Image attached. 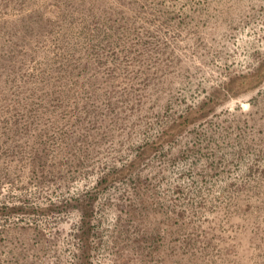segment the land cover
<instances>
[{
    "label": "rangeland",
    "instance_id": "1",
    "mask_svg": "<svg viewBox=\"0 0 264 264\" xmlns=\"http://www.w3.org/2000/svg\"><path fill=\"white\" fill-rule=\"evenodd\" d=\"M263 63L264 0H0V264H264V81L147 148Z\"/></svg>",
    "mask_w": 264,
    "mask_h": 264
},
{
    "label": "trees",
    "instance_id": "2",
    "mask_svg": "<svg viewBox=\"0 0 264 264\" xmlns=\"http://www.w3.org/2000/svg\"><path fill=\"white\" fill-rule=\"evenodd\" d=\"M264 81V63L258 71L252 74H247L234 78L230 84L224 89H220L218 92H213V94L207 98L198 108L189 109L186 113L181 114L176 118L171 126H169L162 134V136L148 144L147 148H150L152 151L157 150L160 144L164 142L172 141L176 136L181 134L190 124L194 121L207 116L210 112L213 111V108L218 104L223 102L230 95H238L244 92L252 91L258 88ZM224 91V93H223ZM143 156V152L137 158L139 159ZM132 163L128 167L121 169H114L104 173L98 181L97 190L104 189L110 186L112 183L118 180L125 179L133 172ZM94 194H87L82 198L76 199V205L83 211L84 219L81 222L82 231L79 237L84 240V244L87 247L89 240V218L92 213V205L94 200ZM124 210V207L117 206ZM144 243H151L152 250L158 248V240L154 237L143 238L137 240L136 245L138 248V253L143 254L147 247L144 246ZM153 246H155L153 248ZM149 248V247H148ZM84 262V261H83ZM84 264V263H83ZM87 264V263H86Z\"/></svg>",
    "mask_w": 264,
    "mask_h": 264
}]
</instances>
